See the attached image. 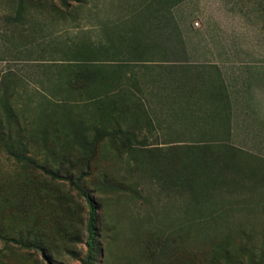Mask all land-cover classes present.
<instances>
[{"label": "rangeland", "instance_id": "1", "mask_svg": "<svg viewBox=\"0 0 264 264\" xmlns=\"http://www.w3.org/2000/svg\"><path fill=\"white\" fill-rule=\"evenodd\" d=\"M255 2L0 0V264H46L37 243L53 264H264V0ZM195 10L221 18L219 56L240 105L204 109L196 92L194 124L219 132L175 124L155 79L187 60L177 16L199 29ZM77 125L92 144L61 147L54 128ZM85 194L97 207L89 254Z\"/></svg>", "mask_w": 264, "mask_h": 264}, {"label": "crops", "instance_id": "2", "mask_svg": "<svg viewBox=\"0 0 264 264\" xmlns=\"http://www.w3.org/2000/svg\"><path fill=\"white\" fill-rule=\"evenodd\" d=\"M187 3L192 4H207L212 2H231V0H186ZM242 3L246 0H234V2ZM256 4L255 0H251ZM257 5V4H256ZM197 9V8H195ZM257 13V12H256ZM195 15L198 19L201 20V28L196 29L194 25H191L189 22H184L182 19L184 17L177 16L178 20H181L179 23V30L186 43V61L182 62H171V70H176L175 75L171 71V74L168 79L160 76V73L156 74L157 81L159 83V89L161 90V96L164 98L167 95V98L171 104V108L177 109L179 112L176 116L180 118V120H175V124L183 125H201L200 123L194 124V121L198 120L197 115L200 114L201 110L197 108L199 105V100L201 98L200 94L196 92L200 91L202 88L204 89L203 98L209 99L208 104L204 106L206 108L216 107H225L227 109L228 114L232 115V111L234 108L239 105V100L235 101V96L230 93L231 89L229 88V84L227 81L230 79H226V61L224 59H220V51L224 50V45L220 42V36L222 34L220 21L221 18L210 14L205 11H197L195 10ZM258 14H256L257 18ZM260 16V15H259ZM198 25V24H197ZM181 65L186 66L185 69L187 72L184 73L181 68ZM204 69H208V75L200 73L198 66H202ZM187 66H194V69H189ZM234 62L229 63V68H233ZM224 68V69H223ZM191 70V71H190ZM191 76H189V73ZM162 79L164 85L161 89ZM166 80H168L166 82ZM205 85V86H203ZM157 87V85H156ZM165 87V89H164ZM219 92H222V97L220 98ZM226 93L232 97L228 99V105L226 100ZM218 99H224L223 104H217ZM181 109H185V114L182 115L180 113ZM176 111V113H177ZM235 115V114H234ZM245 114H241L240 120L244 118ZM237 119L238 116H236ZM183 119L185 121H183ZM206 127V126H205ZM208 129V127H206ZM208 130H216L217 132L222 131L213 127Z\"/></svg>", "mask_w": 264, "mask_h": 264}, {"label": "trees", "instance_id": "3", "mask_svg": "<svg viewBox=\"0 0 264 264\" xmlns=\"http://www.w3.org/2000/svg\"><path fill=\"white\" fill-rule=\"evenodd\" d=\"M86 131L81 128V126L77 125L71 132H65L60 129L54 128V135L56 137V140L58 143H60L61 147H71L73 150H77L78 148L81 147V144L83 143L85 147L90 146L92 143L91 140L89 141V137ZM101 129L96 130V137H100L101 134ZM82 141V143H81ZM14 149V146L7 147V151L10 156L13 158L17 159L20 163H25L32 165L33 167L39 169L43 173H47L51 175V171L46 169L44 165L38 163L35 159H32L31 157L27 156L24 152L23 149ZM56 179H61V177L58 174H53L52 175ZM80 190V189H79ZM85 199L88 202L89 205V217L88 221L85 227V232L89 238L88 241L85 242V246L87 249V253L92 252L94 249V243H95V238L97 237L98 229H97V207L94 203V201L91 199V197L87 194L84 195ZM81 234V233H80ZM79 234V235H80ZM170 239H167L169 241ZM173 242V241H172ZM35 249L40 252L42 258L46 261V264H53L50 257L46 253L44 247L40 245L39 243L34 245ZM88 258H90L89 255L86 256L85 260H81V264H88Z\"/></svg>", "mask_w": 264, "mask_h": 264}]
</instances>
